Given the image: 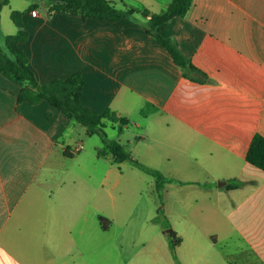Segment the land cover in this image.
I'll list each match as a JSON object with an SVG mask.
<instances>
[{
	"label": "crops",
	"instance_id": "0c3cea01",
	"mask_svg": "<svg viewBox=\"0 0 264 264\" xmlns=\"http://www.w3.org/2000/svg\"><path fill=\"white\" fill-rule=\"evenodd\" d=\"M110 1L118 8L139 1L160 13L172 0ZM32 4L36 15L23 16L28 39L21 46L38 81L78 72L84 106L111 110L140 130L125 147L157 171L152 182L161 184L156 215L142 216V226L166 236L149 262L264 264V172L246 162L253 136H264V0H193L184 17L158 28L208 76L204 83L185 78L167 49L132 19H84L50 13L41 0ZM18 92L0 74V264H89L82 250L91 237L84 234L97 236V229L84 219L96 213L84 209V189L92 178L69 173L65 162L83 142L73 150L64 136L78 124L47 102L18 103ZM127 131L128 125L121 135ZM97 149L107 165L103 186L110 158ZM113 223L100 225L102 232ZM131 248L111 242L110 251L126 254L110 264H146Z\"/></svg>",
	"mask_w": 264,
	"mask_h": 264
},
{
	"label": "trees",
	"instance_id": "16d2710c",
	"mask_svg": "<svg viewBox=\"0 0 264 264\" xmlns=\"http://www.w3.org/2000/svg\"><path fill=\"white\" fill-rule=\"evenodd\" d=\"M45 3L48 12H64L72 15H80L82 18H93L106 21H117L128 18L142 25L148 34L155 38L172 56L175 63L181 69L185 78L197 82H209L208 76L193 65L176 46L175 42L168 37L162 36L158 28L175 17H184L193 5V0H172L160 13H151L139 1L125 3L122 8L116 7L110 0H41ZM8 0H0L1 12ZM32 4L26 11L14 10L10 17L17 28L15 34L5 38L4 47L0 46V74L19 87L17 94L18 103L37 105L47 102L58 112L66 116L69 122L76 123L85 128L90 136L100 135L102 147L97 149L99 157H109L115 164L125 161L131 162L139 169L159 177L157 171L149 169L134 158L120 141L109 140L104 131V121H110L118 125V134L121 135L128 120L118 117L111 110L100 114L84 106L80 99L83 87V79L80 73H74L67 79H55L48 83H40L29 65V58L22 44L28 39V32L24 28L23 16L25 12L36 8ZM155 111V109L153 108ZM67 155V154H66ZM246 162L264 172V136L256 133L250 143L246 154ZM159 180V179H158ZM229 185L232 189L242 185ZM158 182V187L160 188ZM107 219L100 218V225L105 230ZM171 237L175 240L174 245L181 242L172 232Z\"/></svg>",
	"mask_w": 264,
	"mask_h": 264
},
{
	"label": "rangeland",
	"instance_id": "374dc122",
	"mask_svg": "<svg viewBox=\"0 0 264 264\" xmlns=\"http://www.w3.org/2000/svg\"><path fill=\"white\" fill-rule=\"evenodd\" d=\"M32 3H40V0H11L9 5L3 7L0 19V46L4 47L6 36L15 34L17 31L10 17L11 11L24 10ZM104 123V131L108 139L120 141L124 146H126L127 140L135 139L132 135L133 133L140 132L135 124L132 123L128 124L127 132L119 135L116 124L107 120ZM81 128L79 124L76 126L77 130L69 128L65 131L64 136L67 143L73 146V150L77 146L76 143L82 140L81 144L86 145L87 151L85 149L80 153L75 152L74 156L65 159V162L72 165L69 173L84 179L92 178L90 190L84 189V209L87 208L96 214L99 212L101 216H107L102 218L114 222L111 229L109 227V231L103 233L96 214H91V217L84 219V221L89 222L93 220L95 229H97V236L89 231L84 234V240L86 236L91 237L87 243L83 244L84 261L89 264H110V259L126 254V250L110 251V243L118 242L125 247L131 246V256L134 258L138 257L140 253L145 256L146 264H153L149 262V258L154 256V249L160 241H163L164 244L166 241L165 235L163 236L156 233V231L153 232L150 228L142 226V220H145L142 216L156 215L155 210L160 205L159 187H156L155 183L152 182L155 176L134 167L129 162H126L125 167L120 168L110 158V174L102 186L99 181L106 176L107 165L104 159L95 156V146L97 148L103 146L101 136L79 135ZM127 150L129 151V149ZM132 151L135 150L132 149ZM134 154L137 156V151ZM177 172H179L178 174L183 173V176L186 174V171ZM119 173L124 175L122 176V181L115 185L117 177H121ZM124 212H140L143 214L138 215L141 218L129 219L123 214ZM123 228L126 229L125 233L122 232ZM155 235L159 237L156 238Z\"/></svg>",
	"mask_w": 264,
	"mask_h": 264
},
{
	"label": "built area",
	"instance_id": "2783aa9c",
	"mask_svg": "<svg viewBox=\"0 0 264 264\" xmlns=\"http://www.w3.org/2000/svg\"><path fill=\"white\" fill-rule=\"evenodd\" d=\"M32 14H33V15H36V11H32ZM82 149H83V145L80 144V145L77 146L75 152H78V151H80V150H82Z\"/></svg>",
	"mask_w": 264,
	"mask_h": 264
}]
</instances>
